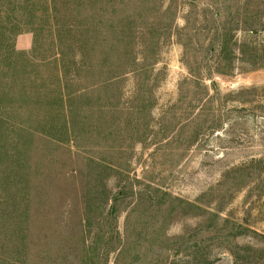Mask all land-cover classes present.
<instances>
[{
    "label": "rangeland",
    "instance_id": "1",
    "mask_svg": "<svg viewBox=\"0 0 264 264\" xmlns=\"http://www.w3.org/2000/svg\"><path fill=\"white\" fill-rule=\"evenodd\" d=\"M36 1L8 84L0 46V264H264V0ZM26 74L35 229L15 244L1 111Z\"/></svg>",
    "mask_w": 264,
    "mask_h": 264
},
{
    "label": "trees",
    "instance_id": "2",
    "mask_svg": "<svg viewBox=\"0 0 264 264\" xmlns=\"http://www.w3.org/2000/svg\"><path fill=\"white\" fill-rule=\"evenodd\" d=\"M17 17L15 18V26L10 23L14 21L13 8L11 0L5 1V17L6 21L1 26L0 46L6 56L3 60L4 68L2 72L3 78L10 81L11 68H13L12 54H17V63L21 67L27 66L29 60L25 58L26 53L16 50L15 41L16 37L24 32H35L37 26L33 22L35 17L36 0H15ZM49 14H52L55 9L53 8V1L51 0L50 6H46ZM4 17V20H5ZM3 20V21H4ZM246 34L257 35V30H245ZM234 36V35H233ZM232 38V34H230ZM8 41V42H5ZM253 41V39H252ZM236 42L234 43V45ZM244 41V47L247 46ZM226 45V43H225ZM249 45V44H248ZM13 56V55H12ZM9 59V60H7ZM19 85L17 92L8 87L6 89L8 98L6 106L1 111V118L3 124L6 126V136L3 143V163L2 172L4 175L5 183V197H4V210L3 216L5 217V227L8 237L15 244H18L15 239H21L25 242L26 239L30 240V236L35 229L34 212V137L35 129H33L32 120L35 113L33 112V93L30 87L29 75L19 76ZM10 107V108H9ZM34 226V227H33ZM20 245V244H19ZM18 246V245H15Z\"/></svg>",
    "mask_w": 264,
    "mask_h": 264
},
{
    "label": "crops",
    "instance_id": "3",
    "mask_svg": "<svg viewBox=\"0 0 264 264\" xmlns=\"http://www.w3.org/2000/svg\"><path fill=\"white\" fill-rule=\"evenodd\" d=\"M24 35H21L19 38H18V45L20 44H24L25 43V38H23ZM21 46V45H20ZM22 47V46H21ZM23 48V47H22Z\"/></svg>",
    "mask_w": 264,
    "mask_h": 264
}]
</instances>
